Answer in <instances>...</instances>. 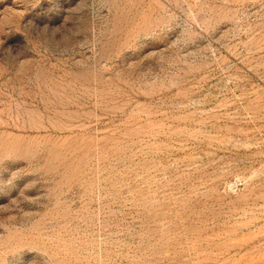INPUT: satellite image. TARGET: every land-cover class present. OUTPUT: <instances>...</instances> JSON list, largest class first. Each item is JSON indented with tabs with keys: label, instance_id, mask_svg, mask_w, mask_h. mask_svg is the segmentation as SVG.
<instances>
[{
	"label": "rangeland",
	"instance_id": "obj_1",
	"mask_svg": "<svg viewBox=\"0 0 264 264\" xmlns=\"http://www.w3.org/2000/svg\"><path fill=\"white\" fill-rule=\"evenodd\" d=\"M0 264H264V0H0Z\"/></svg>",
	"mask_w": 264,
	"mask_h": 264
}]
</instances>
